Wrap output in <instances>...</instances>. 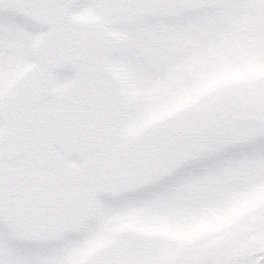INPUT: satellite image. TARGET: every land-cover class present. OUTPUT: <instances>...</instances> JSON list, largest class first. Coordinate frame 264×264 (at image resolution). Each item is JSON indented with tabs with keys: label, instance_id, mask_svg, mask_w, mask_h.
Returning a JSON list of instances; mask_svg holds the SVG:
<instances>
[{
	"label": "snow or ice",
	"instance_id": "obj_1",
	"mask_svg": "<svg viewBox=\"0 0 264 264\" xmlns=\"http://www.w3.org/2000/svg\"><path fill=\"white\" fill-rule=\"evenodd\" d=\"M0 264H264V0H0Z\"/></svg>",
	"mask_w": 264,
	"mask_h": 264
}]
</instances>
